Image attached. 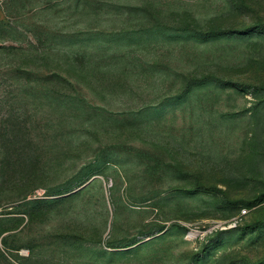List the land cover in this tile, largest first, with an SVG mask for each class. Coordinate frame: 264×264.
<instances>
[{"label": "rangeland", "instance_id": "rangeland-1", "mask_svg": "<svg viewBox=\"0 0 264 264\" xmlns=\"http://www.w3.org/2000/svg\"><path fill=\"white\" fill-rule=\"evenodd\" d=\"M0 264H264V0H0Z\"/></svg>", "mask_w": 264, "mask_h": 264}, {"label": "trees", "instance_id": "trees-1", "mask_svg": "<svg viewBox=\"0 0 264 264\" xmlns=\"http://www.w3.org/2000/svg\"><path fill=\"white\" fill-rule=\"evenodd\" d=\"M176 14H178V13H176ZM175 20H177L178 21V19L176 18ZM161 27V26H160ZM164 28V27H163ZM164 29H166V30H173V29H175V30H177L178 29V25H175V27H173L172 25L171 26H165V28ZM12 48V47H11ZM10 48V49H11ZM3 49H5L4 47H3ZM19 69H15V71H18Z\"/></svg>", "mask_w": 264, "mask_h": 264}]
</instances>
